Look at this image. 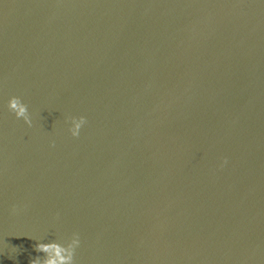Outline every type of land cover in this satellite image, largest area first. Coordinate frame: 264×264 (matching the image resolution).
I'll list each match as a JSON object with an SVG mask.
<instances>
[{
  "label": "water",
  "instance_id": "obj_1",
  "mask_svg": "<svg viewBox=\"0 0 264 264\" xmlns=\"http://www.w3.org/2000/svg\"><path fill=\"white\" fill-rule=\"evenodd\" d=\"M76 232L75 264H264V0H0V264Z\"/></svg>",
  "mask_w": 264,
  "mask_h": 264
},
{
  "label": "clouds",
  "instance_id": "obj_2",
  "mask_svg": "<svg viewBox=\"0 0 264 264\" xmlns=\"http://www.w3.org/2000/svg\"><path fill=\"white\" fill-rule=\"evenodd\" d=\"M8 108L14 112L16 117L23 118V120L31 127L33 124L31 113L29 112L28 105L19 96H12L8 100ZM67 119L71 122L69 131L73 137H79L82 127L87 123V118L81 116H69ZM53 146L55 141H52ZM227 164V158H224L221 167ZM15 212L16 209L14 208ZM81 244L80 234L73 233L71 238L66 244L60 242L43 243L40 242L36 245L38 252H43V258L37 256L30 261V264H75L76 250Z\"/></svg>",
  "mask_w": 264,
  "mask_h": 264
}]
</instances>
